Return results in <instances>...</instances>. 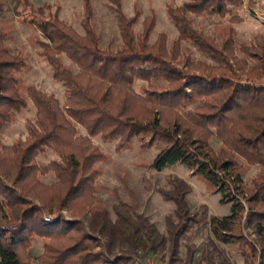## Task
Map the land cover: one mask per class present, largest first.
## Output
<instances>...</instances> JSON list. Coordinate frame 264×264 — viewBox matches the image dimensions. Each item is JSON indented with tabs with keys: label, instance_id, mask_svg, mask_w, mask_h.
I'll use <instances>...</instances> for the list:
<instances>
[{
	"label": "trees",
	"instance_id": "16d2710c",
	"mask_svg": "<svg viewBox=\"0 0 264 264\" xmlns=\"http://www.w3.org/2000/svg\"><path fill=\"white\" fill-rule=\"evenodd\" d=\"M110 2L121 38L116 48L103 47L90 0H84V34L50 6L25 0L30 24L44 37L41 56L65 88V103L35 86L24 95L18 75L26 61L8 46L0 24V264H145L149 255L168 250L175 260L182 242L185 264H194L201 249L190 242L203 230L223 245L237 244L244 264H264V35L239 45L232 28L212 37L195 26L193 16H230L231 23H241L242 0H185L179 8L168 7L178 40L169 47L161 34L152 45L156 14L137 34L140 12L127 17L120 0ZM8 6L0 0V16ZM183 42L210 62L195 60ZM138 81L144 84L139 90ZM30 102L36 116L26 122L27 139L7 146L2 134ZM93 138L118 141V151L134 140L144 149L156 146L153 171L177 165L196 171L218 190L230 213L209 216L206 206L191 213L192 187L177 177L159 191L175 207L166 233L133 204L120 203L113 221L109 211L95 210L96 166L105 154ZM47 151L57 159L40 165L37 159ZM245 166L260 173L246 181ZM48 175L55 181H43ZM35 238L46 241L39 256L30 252ZM208 239L201 262L225 264V254Z\"/></svg>",
	"mask_w": 264,
	"mask_h": 264
},
{
	"label": "rangeland",
	"instance_id": "374dc122",
	"mask_svg": "<svg viewBox=\"0 0 264 264\" xmlns=\"http://www.w3.org/2000/svg\"><path fill=\"white\" fill-rule=\"evenodd\" d=\"M7 1L9 6L0 16V24L9 34L8 46L26 61V67L18 75L24 95L27 97L28 87L35 86L47 94L55 95L61 103H65V88L60 82L54 80L52 68L41 56L39 41L44 40V37L35 26L30 24L32 13L26 6L25 0ZM28 1L35 7L50 6L52 14L58 13L62 20L72 25L79 33L84 34L81 27L85 9L84 0ZM90 1L94 12L92 24L102 37L103 47L116 48L121 44V38L117 17L113 11L114 5L110 0ZM120 2L127 17H133L137 11L140 12L139 22L134 26V31L137 34L143 31L144 20L152 13L156 14V27L150 37L152 45L157 43L161 34L166 35L169 47L178 40L179 32L169 18L168 7L179 8L183 6L185 0H120ZM237 11L242 17L241 23H231L230 16L224 19L207 16L201 18L193 16L192 18L197 28L212 37L227 33L232 28L236 43L239 45L251 43L258 36L264 35V0H242V6ZM182 47L195 60L210 62L204 54L189 43L183 42ZM62 60L75 72L78 71L66 56ZM142 85L144 84L138 81L136 89L139 90ZM35 116L36 108L30 102L28 109L18 114L2 134L5 144L12 146L16 142L25 141L28 136L26 122L34 121ZM79 129L86 135L83 127H79ZM92 141L105 154L104 160L96 166L100 172V178L96 185L98 201L95 210L109 211L113 221L116 220L114 209L120 203L133 204L139 214L146 217L150 223L155 224L160 232L166 233L167 217L173 213L175 207L172 203L165 201L159 191L167 187L169 179L177 177L192 187V192L187 195L192 208L191 213L198 211L201 206L208 208L209 216L223 217L230 213V205L221 203V195L218 190L196 171L189 172L182 165L165 169L161 173L153 171L151 164L158 153L156 146L149 150L144 149L139 141L134 140L128 148L118 151V141L103 142L96 138H93ZM215 148L217 147L215 146ZM53 159H57V154L54 151H47L41 154L37 161L40 165H46ZM259 171L258 167L248 168L245 166V180L249 181L256 177L260 173ZM42 179L47 183L55 181L53 175L45 176ZM246 234L249 235L250 232L246 231ZM250 237L251 240H254L253 236ZM208 238H211L219 250L225 254L227 258L225 264H244L242 250L237 244L223 245L207 230L193 236L190 242L191 245H196L201 249L194 264H204L201 262V252L208 247ZM45 242L44 239L35 238L30 252L34 256H39L43 252ZM185 244L182 242L180 253L174 257L175 260H172L169 250L164 253H154L148 257H154L157 264H185ZM220 262L218 259L216 264H220Z\"/></svg>",
	"mask_w": 264,
	"mask_h": 264
},
{
	"label": "built area",
	"instance_id": "2783aa9c",
	"mask_svg": "<svg viewBox=\"0 0 264 264\" xmlns=\"http://www.w3.org/2000/svg\"><path fill=\"white\" fill-rule=\"evenodd\" d=\"M145 264H157V261L155 260L154 257H152V258L148 257L145 260Z\"/></svg>",
	"mask_w": 264,
	"mask_h": 264
}]
</instances>
